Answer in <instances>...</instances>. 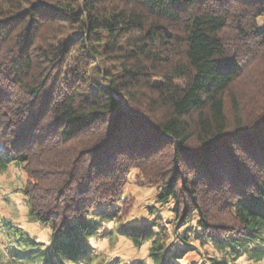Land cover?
Instances as JSON below:
<instances>
[{"label": "trees", "instance_id": "1", "mask_svg": "<svg viewBox=\"0 0 264 264\" xmlns=\"http://www.w3.org/2000/svg\"><path fill=\"white\" fill-rule=\"evenodd\" d=\"M261 16L264 0H0V155L51 227L39 264H264ZM132 169L154 197L124 220ZM105 234L149 260L99 257Z\"/></svg>", "mask_w": 264, "mask_h": 264}, {"label": "rangeland", "instance_id": "2", "mask_svg": "<svg viewBox=\"0 0 264 264\" xmlns=\"http://www.w3.org/2000/svg\"><path fill=\"white\" fill-rule=\"evenodd\" d=\"M259 21L264 22V18L259 17ZM1 147L0 142V151ZM27 177L19 162L0 155V264H39V258L35 256L36 250L43 248L50 239L49 224L36 219L29 212L28 200L23 191ZM127 177L124 191L128 198L123 204V219L139 215L145 217V205L153 202L154 188L136 177V169H132ZM109 226L113 230L116 228L112 223ZM91 243L99 257L110 259L119 255L125 260L134 257L148 259V244L135 247L120 234L98 235L91 238ZM186 260L185 257L184 261ZM239 262L254 264L241 259Z\"/></svg>", "mask_w": 264, "mask_h": 264}]
</instances>
